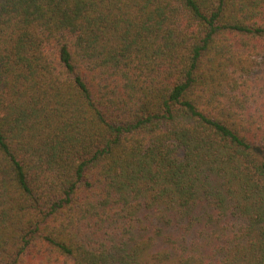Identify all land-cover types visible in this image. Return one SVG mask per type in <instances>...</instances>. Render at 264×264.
<instances>
[{"label":"trees","instance_id":"1","mask_svg":"<svg viewBox=\"0 0 264 264\" xmlns=\"http://www.w3.org/2000/svg\"><path fill=\"white\" fill-rule=\"evenodd\" d=\"M0 264H264V0H0Z\"/></svg>","mask_w":264,"mask_h":264}]
</instances>
